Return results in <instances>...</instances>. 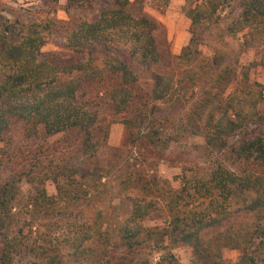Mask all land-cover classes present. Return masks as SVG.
<instances>
[{
	"label": "rangeland",
	"instance_id": "1",
	"mask_svg": "<svg viewBox=\"0 0 264 264\" xmlns=\"http://www.w3.org/2000/svg\"><path fill=\"white\" fill-rule=\"evenodd\" d=\"M201 1H142L144 10L161 23L155 32L160 57L151 67L136 60L133 65L139 75L138 84L149 92L158 73L172 74L183 80L185 89L182 91V100H154L156 107L152 111L149 109L146 116L135 109L116 112L108 99L103 100L97 107L101 119L110 124L108 139L93 157L81 155V130L51 135L40 148L38 137L28 138L24 125L20 123L13 125L5 137L0 139V192L7 180L15 178L16 181L12 191L15 196L13 208L1 205L0 209L12 221L10 234L25 242L17 254L15 264H110L121 258L127 260L134 254L128 253L123 245L113 246L112 241L116 240L118 233L114 230L115 226L124 220L134 203L132 194L136 189L131 187L132 180H138L144 186L153 184V189L148 191L138 189L140 195L137 197L140 201L136 203L145 207V204H149L152 210L142 219L145 224L162 227L168 218V207L165 200L159 199L155 181L159 186L180 189L187 179L188 185L193 186L197 180L208 178L212 169L219 164L218 161L240 171L242 165L235 161L236 155L229 149L219 153L214 145L208 143L206 135L210 125L217 121L225 122L231 116L239 122L243 121V125L234 132L235 135H229L232 142L254 128L251 116L245 117L246 114L251 115L257 111L264 113V66L256 62V54L264 51V36L261 35L264 28H253V34L258 37L253 44H244V32L229 33L227 27L233 20L236 8L232 4L226 9H219L211 21L202 19V37L194 42L200 44L198 58L181 59L179 56L192 37L189 9ZM0 2V24L21 15L37 18L44 23L51 22L41 58L54 63H72L90 54L87 50H91L99 60L105 57L107 51L100 43H94L80 53L68 46L67 38L77 25L76 19L96 18L103 9L112 5L113 0H92L91 4L77 6L73 9L75 20L66 11L68 0H59L53 7L46 5L45 0ZM217 49L224 55L222 68L230 66L236 70V74L228 72L230 81L222 83L223 92L220 94H215L217 88L213 86L215 73L202 71V66L211 62ZM198 73L202 75L200 79ZM213 106H216L214 119L210 116ZM199 111H203L201 116ZM152 116L157 117L163 127V130L159 128L162 138L154 142L150 141L153 138ZM29 147L36 148L33 156L27 153ZM57 148L62 150L57 155L60 160L50 155L52 161L46 157L42 163L37 161L39 154ZM60 162L82 165V170L90 175L94 172L88 177L93 179L92 185L79 187L88 191L87 196L73 198L68 202L60 198L53 179L56 176L53 168ZM79 176L80 173H75L73 177L60 174L58 178L62 182H69ZM100 176L103 177L100 179ZM42 190L49 197H57V201L49 206H41L40 203L35 205ZM203 200L208 202L202 193H198L192 197L191 206L205 207L206 202L203 204ZM236 206L237 203H233L232 210ZM234 212L231 221L226 220L225 226L231 224L229 227L237 229L241 218ZM235 214L238 221L234 220ZM99 225L103 226V230L109 226L111 241L100 238L96 232ZM219 233L216 228L202 234L205 244L208 241L213 244L208 250L167 239L166 248L153 253L146 247L137 253L138 260L154 264L165 255L166 262L172 254V264H264V249L252 244L245 256L240 248L233 245H225L217 250L222 242L218 239ZM2 247L0 242V254Z\"/></svg>",
	"mask_w": 264,
	"mask_h": 264
},
{
	"label": "trees",
	"instance_id": "2",
	"mask_svg": "<svg viewBox=\"0 0 264 264\" xmlns=\"http://www.w3.org/2000/svg\"><path fill=\"white\" fill-rule=\"evenodd\" d=\"M142 1L113 0L112 5L103 9L96 18L76 19L73 9L91 4L92 0H68L66 11L73 20H77V25L67 38L68 46L83 53L88 46L100 43L99 45L107 51L101 60L96 58L91 50H87L90 54L86 57L72 63H54L41 58L42 48L50 33V21L44 23L37 18L21 15L15 20L0 24V139L5 137L13 125L20 123L24 125L28 138L38 137L40 148L51 135L81 130V155L93 157L108 139L110 124L101 119L97 107L103 100L108 99L116 112L135 109L139 114H144L142 116L148 115L149 109L154 110V100H182V91L185 89L183 80L175 78L172 74L158 73L149 92L138 84L139 75L133 65L136 60L151 67L160 57L155 32L159 30L161 23L144 10ZM58 2L59 0H45L46 5L51 7ZM232 4L236 8L232 15L233 20L228 24V32H244V44H253V41L258 39L257 35L253 34V28H264V0H202L189 9L192 37L179 56L181 59L198 58L200 44L194 42L202 37V19L211 21L219 9H226ZM261 35L264 36V30ZM256 56L257 64L264 66V51ZM223 58L221 50L217 49L211 62L202 66L203 72L216 75L212 78L213 86L217 88L215 94L223 92L222 83L230 81L228 72L236 74V70H232L230 66L222 68ZM198 77L200 79L202 75L198 73ZM262 97L264 98V93ZM215 108L216 106H213V109H210L212 119L215 117ZM202 112H198L199 116ZM225 113L227 114L226 111ZM249 116L254 128L232 142L229 135L234 134L237 128L243 125V121L239 122L231 116L227 117L225 122L217 121L210 125L206 135L208 143L214 145L216 151L222 153L229 149L236 155L235 161L242 165L240 171L230 168L223 161H218L219 164L212 169L208 178L197 180L193 186L188 185L187 179L180 189L159 186L154 182L159 191V199L165 200L168 207V218L164 226H152L143 222L142 219L152 210L149 204L144 203L145 207L136 203L140 201L137 197L140 195L138 189L148 191L153 189V184L144 186L140 181L132 180L131 187L136 189L132 194L134 203L124 220L115 226L114 230L118 233L112 243L113 246L123 245L127 252L133 253L134 256L127 260L121 258L110 264H145L138 260L140 251L149 247L153 253H158L160 249L166 248L167 239L208 250L213 244L210 241L205 244L202 234L216 228L220 231L218 239L222 241L217 250L225 245H233L240 248L245 256L248 255L251 244L264 249V113L257 111L245 115ZM157 119L155 116L151 117L153 138L150 141L153 142L162 138L160 129L163 127L161 128ZM48 151L39 154L37 161L42 163L45 157L52 161L50 155L61 159L57 155L62 150L57 148ZM27 153L33 156L36 148L29 147ZM53 169L56 172L53 179L62 200L68 202L73 198H82L88 193L80 188L83 185H92L93 179L88 177L94 172L90 175L82 170V165L65 162H60ZM75 173H80L76 178L78 180L62 182L58 178L60 174L73 177ZM102 177L100 176V179ZM15 182V178H12L2 185L0 208H13L15 196L12 191L16 187ZM198 193H202L208 200L202 201L203 204L206 202L205 207L191 206L192 197ZM36 200L38 202H35V205L40 203L41 206H49L57 201V197H49L46 191L42 190ZM235 202L237 206L232 210ZM233 211L241 218L237 229L229 227L231 224L225 226L226 220L231 221ZM236 217L235 214L234 220L238 221ZM11 224V219L0 209V242L3 245L0 264H15L17 254L25 243L16 235L10 234ZM101 226H95L96 232L100 238L111 241L109 226L104 230ZM165 257L162 255L154 264H172V254L166 262Z\"/></svg>",
	"mask_w": 264,
	"mask_h": 264
}]
</instances>
